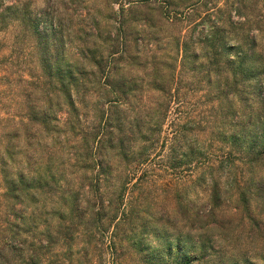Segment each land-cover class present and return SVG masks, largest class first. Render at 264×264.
<instances>
[{"label": "trees", "instance_id": "1", "mask_svg": "<svg viewBox=\"0 0 264 264\" xmlns=\"http://www.w3.org/2000/svg\"><path fill=\"white\" fill-rule=\"evenodd\" d=\"M254 1H183L184 8L201 7L194 23L201 27L186 40L171 38L172 48L193 58L189 69L201 76L209 117L195 128L167 125L166 221L144 209L148 190L135 168L160 147L174 93L160 88L153 107L133 106L138 94L127 88L119 63L130 61L137 44L123 22L103 39L89 25L93 49L72 58L56 15L34 13L27 0L0 1V37L16 27L36 54L33 71L23 70L10 55L13 45L0 48V264L226 261L211 251L221 196L214 171L225 172L243 208L264 206V15L250 9ZM167 3L170 23L188 21L189 12L179 19L176 3ZM194 130L209 144L196 141ZM194 168L195 185L208 188L204 211L181 202L186 188L178 179ZM248 216L257 225L256 215ZM152 233L158 247L147 239Z\"/></svg>", "mask_w": 264, "mask_h": 264}, {"label": "rangeland", "instance_id": "2", "mask_svg": "<svg viewBox=\"0 0 264 264\" xmlns=\"http://www.w3.org/2000/svg\"><path fill=\"white\" fill-rule=\"evenodd\" d=\"M0 1L9 2L11 0ZM27 1L31 2L34 13L40 15L39 13L43 12L52 16L56 15L55 18L62 22L61 31L66 34L63 40L69 53L67 55L72 58L85 46H90L93 49L89 42L91 39L89 25H94L97 31L101 32V39H103L107 33L111 35L116 32L120 27L119 24H122L120 22H123L122 25L129 34L130 43L133 44L135 41L137 44V50H132L130 61L119 63V73L124 74V77L129 81L127 88L130 92L138 94V98L133 101V106L138 108L153 107L160 88L166 91L168 87L174 93V97L168 102L170 113L167 121L165 118L162 127L160 147L158 146L155 152H152L142 168H135L137 174L142 172V180L145 181L144 187H146L144 189L148 190L147 199L143 204L144 209H148L153 218L166 221V180L170 177L168 173H172L166 170L167 125L170 121H178L187 127L195 128L194 125L201 124L202 118L209 117L208 113L205 117L202 113L205 109V99L202 98V92L199 90L201 76L196 71L189 69L193 58L182 59V52L180 51V54L177 55L172 48L174 44L171 42V38L175 36L182 40L184 35L193 31L197 32L200 29L201 26L194 25V23L197 14L202 10L201 7L198 9H196L197 6L193 9L184 8V0H173L176 3V8H173L174 12L179 16L177 18L182 19V15L188 12L190 15L188 21L179 22L175 19L173 23H170L166 16L167 2L170 0ZM250 9L264 15V0H255ZM82 13H84L83 16ZM85 16H89L87 22L85 21L86 24H78L79 21L81 22L80 19ZM40 27L43 31H48L49 21H41ZM16 36L18 37L17 43ZM23 39L22 33L16 27L9 26L3 39L0 40V48L7 46L11 49L13 45V50H15L13 52L11 50V57L15 60L18 59L17 62L20 63L23 70L30 68L33 71L36 54L31 52L29 44ZM20 40H22L21 43ZM182 66H184L183 71ZM170 69H174V71L171 73ZM196 130H194V137H196L194 139L201 145L209 144L208 140L201 141L202 137ZM188 131V134L193 133ZM190 136L188 135V137ZM212 149L216 154L214 148ZM198 171L194 168L178 179L179 184H182L181 187L186 188L181 202L182 204L194 203L204 211V207L208 208L209 204L208 188L206 184H201V187L195 185L194 178L197 177ZM223 173L225 172L216 173L214 171L213 173V177L218 179L221 192L216 219L213 222V226L216 228L212 236L214 248L211 249L214 259L217 260L219 255L224 254L226 261L223 264H229L232 258H242L252 261L253 264H264V206L254 202L248 209H245L241 204H238L233 196L234 190H230V185L226 182ZM139 187L134 189V196L140 191ZM259 209H262L260 213ZM250 214L256 215L257 225L249 218ZM151 226L152 223H149L150 229H154ZM147 239L151 247H158L153 233ZM164 239L165 237H162L161 243H164ZM92 264L101 263L95 261ZM125 264L144 263L136 261V258L133 257L129 258Z\"/></svg>", "mask_w": 264, "mask_h": 264}]
</instances>
